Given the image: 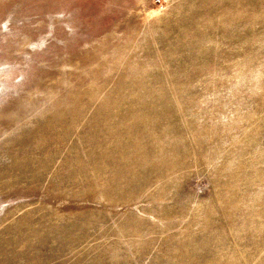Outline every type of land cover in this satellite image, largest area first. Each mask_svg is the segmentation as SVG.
<instances>
[{"label": "rangeland", "instance_id": "1", "mask_svg": "<svg viewBox=\"0 0 264 264\" xmlns=\"http://www.w3.org/2000/svg\"><path fill=\"white\" fill-rule=\"evenodd\" d=\"M0 264H264V0H0Z\"/></svg>", "mask_w": 264, "mask_h": 264}]
</instances>
